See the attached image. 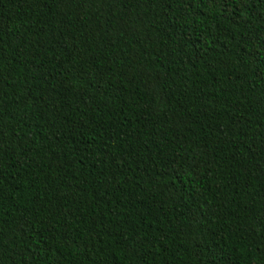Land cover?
<instances>
[{"label":"trees","instance_id":"16d2710c","mask_svg":"<svg viewBox=\"0 0 264 264\" xmlns=\"http://www.w3.org/2000/svg\"><path fill=\"white\" fill-rule=\"evenodd\" d=\"M0 264H264V0H0Z\"/></svg>","mask_w":264,"mask_h":264}]
</instances>
